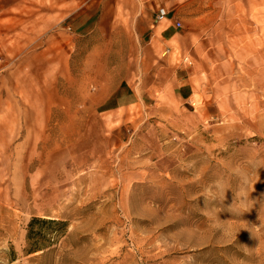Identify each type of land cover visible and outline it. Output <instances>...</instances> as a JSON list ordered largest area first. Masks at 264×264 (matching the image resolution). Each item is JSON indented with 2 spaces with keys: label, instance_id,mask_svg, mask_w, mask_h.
<instances>
[{
  "label": "rangeland",
  "instance_id": "rangeland-1",
  "mask_svg": "<svg viewBox=\"0 0 264 264\" xmlns=\"http://www.w3.org/2000/svg\"><path fill=\"white\" fill-rule=\"evenodd\" d=\"M99 1L0 0V264H264V33L192 99L104 110L140 60Z\"/></svg>",
  "mask_w": 264,
  "mask_h": 264
},
{
  "label": "crops",
  "instance_id": "crops-1",
  "mask_svg": "<svg viewBox=\"0 0 264 264\" xmlns=\"http://www.w3.org/2000/svg\"><path fill=\"white\" fill-rule=\"evenodd\" d=\"M160 8L167 16L156 21ZM96 11L121 14L122 28L130 34L125 45L133 46L132 55L136 52L140 60L136 70L113 85L97 81L94 106L104 110L146 97L157 102L163 94L177 101L192 99L195 85L224 62L232 61V70L238 71L241 45L250 47L257 29L264 33V0H101L87 13ZM96 28L95 22L87 32Z\"/></svg>",
  "mask_w": 264,
  "mask_h": 264
},
{
  "label": "built area",
  "instance_id": "built-area-1",
  "mask_svg": "<svg viewBox=\"0 0 264 264\" xmlns=\"http://www.w3.org/2000/svg\"><path fill=\"white\" fill-rule=\"evenodd\" d=\"M167 16V11L165 8H160L158 12L156 13V21H161L165 19ZM177 25H179V22H177Z\"/></svg>",
  "mask_w": 264,
  "mask_h": 264
},
{
  "label": "trees",
  "instance_id": "trees-1",
  "mask_svg": "<svg viewBox=\"0 0 264 264\" xmlns=\"http://www.w3.org/2000/svg\"><path fill=\"white\" fill-rule=\"evenodd\" d=\"M37 220L40 221V222H41V221H45V219H42V218H34V219H33V221H37ZM33 221H31V222H33ZM52 221H54V220H52ZM60 223L63 224V225L66 224L65 222H60ZM31 224H32V223H30V225H31Z\"/></svg>",
  "mask_w": 264,
  "mask_h": 264
}]
</instances>
